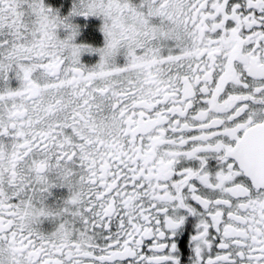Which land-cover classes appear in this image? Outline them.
Segmentation results:
<instances>
[{"label": "snow or ice", "instance_id": "1", "mask_svg": "<svg viewBox=\"0 0 264 264\" xmlns=\"http://www.w3.org/2000/svg\"><path fill=\"white\" fill-rule=\"evenodd\" d=\"M0 264H264V0H0Z\"/></svg>", "mask_w": 264, "mask_h": 264}]
</instances>
